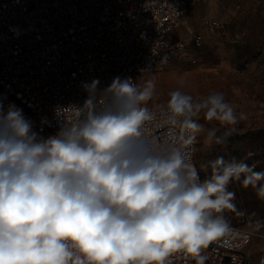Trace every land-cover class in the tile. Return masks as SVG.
Returning <instances> with one entry per match:
<instances>
[{
	"label": "clouds",
	"instance_id": "obj_1",
	"mask_svg": "<svg viewBox=\"0 0 264 264\" xmlns=\"http://www.w3.org/2000/svg\"><path fill=\"white\" fill-rule=\"evenodd\" d=\"M99 83L82 85V104L57 107L47 137L0 99V264H172L176 253L204 264L202 249L233 231L230 184L264 199V172L217 156L200 165L201 179L192 146L205 129L194 118L219 122L223 132L209 129L205 140L220 145L246 117L219 92L196 102L178 88L149 108L155 79Z\"/></svg>",
	"mask_w": 264,
	"mask_h": 264
},
{
	"label": "built area",
	"instance_id": "obj_2",
	"mask_svg": "<svg viewBox=\"0 0 264 264\" xmlns=\"http://www.w3.org/2000/svg\"><path fill=\"white\" fill-rule=\"evenodd\" d=\"M199 1L0 0V99L5 108L12 103L22 109L42 136L54 135L59 127L57 107L82 104L83 84L95 79L103 89L116 77L136 82L150 60V71L165 69L177 59L195 62L186 38L171 34ZM204 23L219 25L210 18ZM191 42L200 47L201 35H192ZM152 48L167 55L166 64L152 57ZM166 132L165 127L157 134L163 138ZM192 152L196 165V143ZM230 227L231 234L202 249L204 264H262L264 250L254 262L248 246L254 239L264 240V235ZM170 259L172 264H197L182 253Z\"/></svg>",
	"mask_w": 264,
	"mask_h": 264
},
{
	"label": "rangeland",
	"instance_id": "obj_3",
	"mask_svg": "<svg viewBox=\"0 0 264 264\" xmlns=\"http://www.w3.org/2000/svg\"><path fill=\"white\" fill-rule=\"evenodd\" d=\"M206 18L217 20L219 25H206ZM195 34L202 37L200 47L191 42ZM171 35L174 39L186 38L189 54L196 61L177 59L165 69L138 73L137 83L150 78L156 81L155 94L147 104L166 105L169 93L178 88L196 102L212 93H222L237 116L243 113L246 118L239 121L237 133L220 145L205 140L209 129H219L218 135L223 132L219 122L207 121L203 112L195 118L205 129L196 141L198 170L208 160L223 156L226 160H244L252 164L254 171L264 172V0H200ZM240 202L242 208L227 220L229 224L264 235V199L249 187ZM263 250L262 239H254L248 246L254 262Z\"/></svg>",
	"mask_w": 264,
	"mask_h": 264
},
{
	"label": "trees",
	"instance_id": "obj_4",
	"mask_svg": "<svg viewBox=\"0 0 264 264\" xmlns=\"http://www.w3.org/2000/svg\"><path fill=\"white\" fill-rule=\"evenodd\" d=\"M247 164H249V166H252V164H250V163H247ZM200 175H201V179H203L205 177L206 173H204L203 170L201 169ZM241 179H243V177ZM238 184L242 185V187L239 188ZM229 188H230L231 191H234L235 194H236V198H235V201H234V203L236 204V210L235 211H226L224 213L225 218L227 220H230V219L234 218L236 215L239 214V212H240V210L242 208V203L240 202V198L249 189V187H247V188L245 187V189H244V186H243L242 182H239V181H234L232 184H230ZM240 189H242L243 194L241 193Z\"/></svg>",
	"mask_w": 264,
	"mask_h": 264
}]
</instances>
